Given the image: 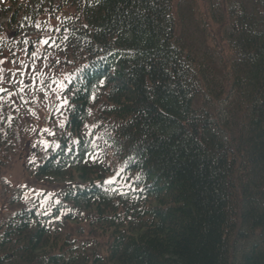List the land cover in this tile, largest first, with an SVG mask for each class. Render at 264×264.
Listing matches in <instances>:
<instances>
[{"label":"trees","instance_id":"trees-1","mask_svg":"<svg viewBox=\"0 0 264 264\" xmlns=\"http://www.w3.org/2000/svg\"><path fill=\"white\" fill-rule=\"evenodd\" d=\"M10 1L0 80L63 79L32 166L63 184L4 188L42 125L0 90V264H264V0Z\"/></svg>","mask_w":264,"mask_h":264},{"label":"rangeland","instance_id":"rangeland-1","mask_svg":"<svg viewBox=\"0 0 264 264\" xmlns=\"http://www.w3.org/2000/svg\"><path fill=\"white\" fill-rule=\"evenodd\" d=\"M23 1V0H19ZM34 0H32L33 2ZM63 1V0H58ZM208 0H198V4L201 8H204ZM38 6H41L42 9L44 5L46 4L47 0H38L34 1ZM11 4L10 0H0V6L1 5H7ZM69 6V5H68ZM67 6V7H68ZM52 13L51 12H41L39 13V19L38 21L42 25H37L38 28L43 27L45 25L47 26H56L58 23H60V17H64L68 19L69 17H74V11H72L70 8H66V13H59L58 15L54 16V19H51ZM7 18L0 20V28L4 26L6 23ZM14 31H17V29H13ZM33 30H30L24 33H20V36L17 38V40H9L6 41L10 43L11 46L14 48V54L16 53H22L24 51H29L30 53H33V60L30 62V64H38V61L41 59L40 55L44 48L47 47V40L48 38H43L41 40H36V38L31 34ZM16 34H18L16 32ZM30 34V37H29ZM6 34H3L2 31H0V40L5 37ZM24 37L21 41L20 38ZM27 38L33 39L32 43H29L27 41ZM22 55H20L21 57ZM28 68H20L16 71L13 70V72L8 76L6 83L3 82V80H0V90L5 91L7 94V91L10 92L12 89V95L10 97H15V99H20L24 102L28 103L31 106L30 109L26 110L28 116L35 117L39 121L38 124L42 125L39 126V129L41 130L40 135L37 136L34 135L33 138H31V145L27 148L29 149L28 153L26 151L23 153V157L16 161L14 163V166L12 168H8L9 171L5 173V176L3 177L4 181V188L10 189L13 194H19L24 199L28 200L33 198L39 193H42L45 191L48 187V190L50 188H54L57 186H60L63 184V180L61 182L57 183H51L50 181L48 183H44L45 180L37 181L38 178H35L32 176V166H33V156L36 148V140H40L41 136H44V134H47L50 131L51 123L48 125V121L51 118V114L54 111V108L57 105V101L63 98V79H60V81L56 84L50 85L48 82L42 83V78H35L30 77L28 80L25 79V77H17L18 73L24 72ZM3 82V83H2ZM42 83V84H41ZM2 84V85H1ZM36 110V111H35ZM55 112V111H54ZM97 117H92V121H95ZM63 122V118L60 119L59 124L61 125ZM30 128H33L31 126ZM50 133V132H49ZM7 169V170H8ZM63 179V178H62ZM60 184V185H59ZM46 186V187H45ZM71 229V227H69ZM255 241V238H252L251 240H248L246 242H242L241 246H239V253L238 257L242 255V253L248 249L249 245L252 244V242ZM100 245L97 247H90L86 250L85 253L87 254H97L100 252ZM83 251V245L79 247V252Z\"/></svg>","mask_w":264,"mask_h":264}]
</instances>
